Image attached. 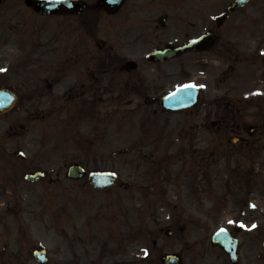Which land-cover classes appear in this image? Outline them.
Segmentation results:
<instances>
[{
    "label": "rangeland",
    "instance_id": "rangeland-1",
    "mask_svg": "<svg viewBox=\"0 0 264 264\" xmlns=\"http://www.w3.org/2000/svg\"><path fill=\"white\" fill-rule=\"evenodd\" d=\"M83 1L90 5L95 0ZM18 7L19 11L8 2L0 3V59L4 62L0 66L5 70L0 71L1 82L11 88L18 86L21 93L25 91L22 88L36 93L47 79L53 88L43 101L36 98L34 107L18 104L0 117V264H38L31 253L41 248L47 253L46 264H160V256L166 253L179 254L182 264H230L222 250L210 245L211 233L220 227L233 231L251 220L254 229L247 232L251 242L244 239L238 262L256 264V254L264 253V188L252 185L256 197L249 194L248 199H256L257 211L250 218L242 215L239 209L248 207L236 202L242 188L237 172L249 180L251 189L252 181L257 180L253 177L264 175V160L256 164L237 157L238 146H224L226 138L220 145L216 135L208 136L203 130L211 145L219 146L214 151L226 147L233 153L210 157L211 165L205 171L192 165L189 171L183 170L171 157L183 116L160 112L153 116L150 108L141 109L143 101L136 99L131 103L115 100L116 109L97 110L98 117L81 104L72 106L71 118L59 116L58 97L75 86L78 73L77 69L60 79V54L62 48L75 44L77 32L70 19L47 21L23 9L21 3ZM105 21L104 16L100 22ZM103 24L99 26L100 40L108 35ZM243 55L247 56L233 63L231 71H224L231 62L215 59L159 65L141 60L128 80L134 87L137 74H143L152 85L148 95L158 98L184 82L203 85L200 111L206 104L211 110L218 109L217 103L223 106V101L241 109L257 100L263 105L264 44ZM224 92L240 95L222 96ZM214 98L221 100L215 102ZM34 114L38 118L32 120ZM19 125L24 126L23 131L18 130ZM11 126L16 132H11ZM196 131L193 126L188 134L181 131L179 135L188 155L192 147L202 150L192 143L203 135ZM154 142L160 150H155ZM150 150L157 156L154 161L160 160L159 170L150 171L141 154ZM16 151L22 152L24 159L18 158ZM160 154L170 157L159 158ZM73 162L80 163L87 173L111 170L130 186L123 189L116 185L101 192L88 186L86 176L66 179V167ZM247 167L255 171L246 173ZM32 169L50 173L38 183H27L22 173ZM176 173L179 175L174 176ZM168 228L173 231L169 236L164 232Z\"/></svg>",
    "mask_w": 264,
    "mask_h": 264
},
{
    "label": "flooded vegetation",
    "instance_id": "flooded-vegetation-1",
    "mask_svg": "<svg viewBox=\"0 0 264 264\" xmlns=\"http://www.w3.org/2000/svg\"><path fill=\"white\" fill-rule=\"evenodd\" d=\"M13 2L17 4L19 0H13ZM234 4L235 0H124L113 13L103 11L92 3L87 5L81 13L73 16L39 15L55 21L71 19L70 26L77 32L75 44L68 49L62 48L60 54L62 79H66L72 71L78 69L75 86L60 93V110L65 116L71 118L74 113L72 106L75 104L87 106L88 108L85 109L96 112L103 109H116L115 100L122 99L131 103L136 99L138 103L143 101L141 109L150 108L151 115H157L159 113L158 97L149 96L147 92L152 86L151 82L140 73L135 77L134 87H130L128 79L135 72L116 73L114 66L116 63L126 61L138 63L142 60L154 63L156 61L151 53L166 46L197 41L191 50L163 62L208 63L215 59L221 63L231 62V65L227 66V70L231 71L233 63L243 56L239 39H253L256 31L264 30V0H247L239 7H234ZM102 13L107 17L105 24L99 21V14ZM102 24L108 31V35L106 38L101 37L100 40L99 26ZM119 48H122V54ZM223 74L224 72H221V75ZM47 88L38 92L35 89L36 93H27L28 104L34 107L35 95L41 96L52 91L53 84L48 83ZM15 89L18 91V86ZM226 94L231 93L224 92L222 96ZM217 100L221 99L216 98L215 102ZM223 104L221 106V103H217L218 109L212 110L206 104L202 111L193 109L181 115L184 118L181 124L183 126L175 137L176 145L172 155L176 162L180 163L181 168L189 171L192 165L205 171V168L210 166V157L230 156L233 153V151H227L226 147H223L224 151L221 149L214 151L215 147L219 146L216 143L211 145V141L202 135L192 142L202 146L200 148L202 150L192 147L188 155L189 150L180 144L179 135L181 131L188 134L193 126H196V130L205 129L208 136L216 135L220 145L226 138L224 146L235 145V148L238 146L239 157L250 158L252 163L256 164H261L260 160H264V104L257 100L247 109H241L231 101L230 103L223 101ZM220 109H223L224 113H221ZM247 110L249 112H246ZM158 130L160 133L163 132L162 129ZM232 135L239 138L238 142L229 141ZM159 138H162V134H159ZM154 143L155 150H160L161 147ZM195 152L198 153L197 158L194 156ZM147 155L154 157L152 169L159 170L160 160L154 161L157 158L155 152L143 153V156ZM159 158H163L162 154ZM256 175L257 177L253 178L261 179L264 184V175L261 178L258 174ZM248 192L253 198L256 197L253 186L250 191H246ZM252 199L251 201L255 202L256 199ZM242 201L244 198H240L239 202ZM250 205L253 207L252 204ZM242 243L243 239L238 240V250Z\"/></svg>",
    "mask_w": 264,
    "mask_h": 264
},
{
    "label": "water",
    "instance_id": "water-1",
    "mask_svg": "<svg viewBox=\"0 0 264 264\" xmlns=\"http://www.w3.org/2000/svg\"><path fill=\"white\" fill-rule=\"evenodd\" d=\"M2 0H0L1 2ZM244 1V0H241ZM29 5L33 6L39 13H79L83 6L75 0H28ZM122 0H99L98 6L104 7L108 11L118 9ZM187 49L186 46L176 48L174 50H164L160 52L161 56L170 57L177 51ZM131 64H126L124 67H132ZM16 100V95L11 91H0V114L9 110ZM200 100L199 91L193 87H180L170 93L160 101L163 110L169 112H181L194 107ZM45 175V172L34 171L25 173L24 178L27 181H38ZM84 175V169L78 164L68 166L66 176L68 178L77 179ZM89 183L99 189H106L114 184L116 177L113 173L107 172H91L88 174ZM123 185V184H122ZM126 186V184H124ZM123 185V186H124ZM168 234L170 232H167ZM211 243L219 245L229 254L231 260L236 258V242L225 230L216 231ZM264 245V243H263ZM34 257L41 263H46V256L43 249L35 250ZM163 264H178L179 259L175 255L168 254L162 257Z\"/></svg>",
    "mask_w": 264,
    "mask_h": 264
},
{
    "label": "snow or ice",
    "instance_id": "snow-or-ice-1",
    "mask_svg": "<svg viewBox=\"0 0 264 264\" xmlns=\"http://www.w3.org/2000/svg\"><path fill=\"white\" fill-rule=\"evenodd\" d=\"M0 71H5L4 69H0ZM194 85H188V87H193ZM201 87H203V85H201ZM230 223H231V221H230ZM253 227H254V225H253Z\"/></svg>",
    "mask_w": 264,
    "mask_h": 264
}]
</instances>
